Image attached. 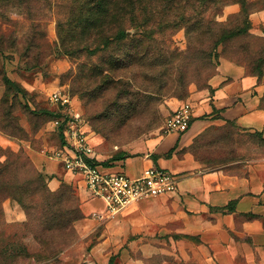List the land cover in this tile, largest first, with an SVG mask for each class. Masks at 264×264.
<instances>
[{"label": "rangeland", "instance_id": "1", "mask_svg": "<svg viewBox=\"0 0 264 264\" xmlns=\"http://www.w3.org/2000/svg\"><path fill=\"white\" fill-rule=\"evenodd\" d=\"M179 1L183 12L186 4ZM91 2L0 0V163H17L16 170L12 165L1 176L8 190L0 195V264H214L210 260L214 250L198 233V221L186 222L185 199L178 195L146 200L110 216L103 201L91 199L97 201L89 203L77 183L63 182L75 191L84 215L63 232H43L36 223L27 226L26 212L8 197L9 192H15L27 198L32 184L29 180H33L17 156L22 160L23 155L28 157L40 173L35 158L54 162L66 172L59 161L50 158L60 146L59 126L48 115L49 111H58L50 101L55 92L68 95L85 120L102 163L120 171L126 169L127 159L135 160L124 170L132 177L143 169L144 162L138 159L156 161L155 149L164 139L167 118L173 114L168 104L186 101L172 97L168 88L161 89L162 81H167L163 74L186 78L194 68L193 59L199 61L213 51L218 57L214 59L217 67L227 60L249 74L261 71L264 81V27L254 25L251 19L264 11L250 15L248 37L219 43V27L214 26L210 34L197 30L188 35L186 25L160 2L155 21L146 28L150 35L143 36L140 29L128 25L125 45L114 43L104 48L102 38L111 39L117 25L106 13L97 19H85L93 14L87 11ZM102 4L108 11L109 5ZM240 12L238 3L230 4L216 21L227 24L226 31L242 28L240 23L230 22V17ZM135 39L142 44L129 51L127 44ZM85 46L88 49H83ZM148 48L155 58H134L123 67L109 65L114 56L127 51L142 55ZM190 80L189 98L193 91L207 89V78L196 75ZM261 100L260 107L264 108V97ZM218 113H206L193 122L222 121L220 115L213 117ZM121 153L128 158L117 160ZM172 153L168 151L162 157H171ZM188 153L207 173L219 170L226 176L250 178L261 173L259 166L264 165V130L212 124L186 147ZM42 175L50 192L61 188L63 183L53 190L50 179ZM45 191H39L36 201L50 208ZM54 216V209L45 208L36 218H46V225Z\"/></svg>", "mask_w": 264, "mask_h": 264}, {"label": "crops", "instance_id": "2", "mask_svg": "<svg viewBox=\"0 0 264 264\" xmlns=\"http://www.w3.org/2000/svg\"><path fill=\"white\" fill-rule=\"evenodd\" d=\"M251 19L254 25L264 27V12L252 15ZM209 84L213 92L210 89L193 91L187 100L194 109L193 120L214 111L219 113L213 117L220 115L223 120L192 121L187 132L164 135L154 152L156 161L148 157L138 159L144 162L143 169L132 177L140 176L151 166L180 177L178 191L168 196L178 195L185 199L186 222L198 221V233L215 252L210 259L214 264H264V165L259 166L261 173L239 179L219 170L207 173L192 153L186 154V147H190L212 124L231 123L243 130H264V109L260 107L264 81L248 75L244 67L223 60ZM184 103L170 102L168 106L174 113ZM172 150L171 157H162ZM129 160H126L124 170L135 161ZM35 161L50 179L53 190L63 182H75L89 203L97 201L91 200L80 177L59 169L56 163L47 159L35 158Z\"/></svg>", "mask_w": 264, "mask_h": 264}, {"label": "trees", "instance_id": "3", "mask_svg": "<svg viewBox=\"0 0 264 264\" xmlns=\"http://www.w3.org/2000/svg\"><path fill=\"white\" fill-rule=\"evenodd\" d=\"M117 1L119 2H116L115 0H105V2L100 0H92V2L88 4L87 11L93 14L92 16L88 14L85 19H88L89 17L97 19L99 16L102 17L107 14V17L109 16V18H111V23H116L117 25L118 31L110 37L111 39H104V37L102 38L101 45H103L104 48H108L114 43H120L121 46L125 45L123 42L128 41V29L126 28L128 25H130V27H132L134 30L140 29L143 36L150 35L146 28H149L150 25H152V23L155 21L156 16H154V13H157L156 6L162 7L161 3L163 4L164 9H167L169 12H173L175 17H177V20L182 21L186 25V32L188 35L192 32H196L197 30H203L204 33L210 34L213 31L214 26L219 27L221 30L218 39L219 43H225L227 40L235 39L237 37H248V33L252 29L250 15L256 11H264V0H183L186 4L183 12H180L179 10V0ZM102 3H105L106 7L109 5L108 11L104 9ZM233 3H238L241 6V12L238 15L231 16L230 22L236 21L238 24L240 23L242 28L226 31L224 27L228 25L218 23L216 21V17L223 12L226 6ZM100 7L101 9H99ZM94 37L97 38V35L95 34ZM136 44H138L137 47H139L142 44L141 40L135 39L127 44L129 51L130 49H133ZM87 47L88 46H85L83 49H88ZM212 53L213 51L209 53L206 52L199 61L193 59L195 62L194 68L190 72L186 73V78H184L181 74L179 76L173 73L163 74L162 77L166 78L167 81H162L161 89L168 88V90L172 92V97L178 98L180 100H186L185 102H187L190 96L188 83H190L189 81H192L190 80V77H196V75H198L199 78H207V89H210V91L213 92L209 83L210 80L218 73V71H216L218 63L214 64L218 57L217 55L214 57ZM149 56L150 58L156 57L155 55L151 54L149 48L146 52L142 53V55L133 54L127 51L124 55L110 58L109 65L110 67H120L121 65V67H123L126 62H129V60L139 57L142 61H144L149 59ZM247 74L258 77L260 81L262 80L261 71H252L250 74L247 72ZM158 94L161 95V93ZM48 115L51 116L55 121L62 118V115L58 111H49ZM58 129L60 136L59 148H61L64 145L63 125ZM22 157L24 160L20 159L21 156H17V161H21L24 166H27V170L29 173H31L33 180H29L30 182L32 181L30 190L28 189L27 198H22L20 195L15 194V192H9L8 197L18 202V204L26 212L28 219L26 225L32 227L36 223L38 224V228L43 232L56 230L58 232H63L69 229L75 221L82 219L84 215L81 211L75 191L70 186L63 183L59 190L56 192H50L47 188V183L42 173L36 170L28 157L24 155ZM165 157L169 156L166 155ZM127 158L128 156L121 153L116 159L122 160ZM15 164L17 163H4L0 165V195H2L4 191L8 190V184L1 181V176L9 168H13L14 166L12 165ZM102 166L105 168H110L107 166L106 162L102 163ZM14 168L16 170V165ZM41 190H47L44 192V194L46 195V202L48 203L47 205H50V208L45 206L42 202L38 201L39 203H37L36 198L40 193L39 191ZM70 202L72 205H69ZM45 208H47V210H51V208L55 210V216L52 218L53 220H50V224L48 223L46 225L43 223V220H46V218H36L37 212L40 209L44 210Z\"/></svg>", "mask_w": 264, "mask_h": 264}, {"label": "built area", "instance_id": "4", "mask_svg": "<svg viewBox=\"0 0 264 264\" xmlns=\"http://www.w3.org/2000/svg\"><path fill=\"white\" fill-rule=\"evenodd\" d=\"M50 101L62 115L55 124L64 128V145L55 149L50 158L59 161L67 173L80 177L89 197L103 201L110 216H118L139 202L178 191L177 175L161 168L151 166L140 176L131 177L124 171L102 166L91 143V132L69 96L58 91L51 95ZM193 117L192 104L185 102L167 118L164 135L187 132Z\"/></svg>", "mask_w": 264, "mask_h": 264}]
</instances>
